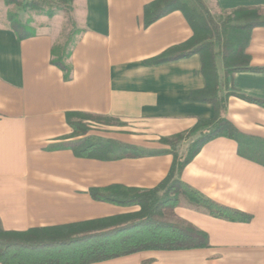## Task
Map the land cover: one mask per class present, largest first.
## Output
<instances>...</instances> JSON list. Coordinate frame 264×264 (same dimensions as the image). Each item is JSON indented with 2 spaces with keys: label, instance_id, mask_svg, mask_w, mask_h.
I'll list each match as a JSON object with an SVG mask.
<instances>
[{
  "label": "crops",
  "instance_id": "obj_1",
  "mask_svg": "<svg viewBox=\"0 0 264 264\" xmlns=\"http://www.w3.org/2000/svg\"><path fill=\"white\" fill-rule=\"evenodd\" d=\"M156 0H72L80 32L70 46V78L51 64L57 44L55 18L37 20L33 35L18 39L8 19L0 22V227L5 231L62 226L139 210L93 199L91 188L118 185L151 189L167 175L168 153L115 160L74 155L59 147L73 139L68 112L115 118L128 125L102 136L152 150L168 149L161 138L210 119V103L188 99L205 86L198 54L148 65L146 60L193 34L174 10L148 26L144 7ZM221 19L264 0H202ZM245 53L264 68V26L253 27ZM219 93L228 94L225 117L243 134L264 140V70L226 75L220 57ZM182 180L224 206L251 216L220 219L180 205L175 216L208 235L209 247L144 250L88 264H264V166L238 153L237 142L205 143L185 166Z\"/></svg>",
  "mask_w": 264,
  "mask_h": 264
},
{
  "label": "trees",
  "instance_id": "obj_2",
  "mask_svg": "<svg viewBox=\"0 0 264 264\" xmlns=\"http://www.w3.org/2000/svg\"><path fill=\"white\" fill-rule=\"evenodd\" d=\"M6 4H19V0H4ZM31 10H43L38 0L25 3ZM179 10L185 17L192 36L182 44L145 61L148 65L164 63L198 54L204 88L192 91L191 101L212 104L214 115L210 119H198L188 131L160 143L168 149L152 150L128 144L116 139L90 135L84 120L110 121L112 117L68 112L66 121L72 128L73 139L58 145L77 157L98 160H115L125 157H142L168 153L172 162L165 178L154 188L138 189L118 185L91 188L90 196L113 204L139 206L136 212L100 220H91L62 226L36 227L26 231H5L0 227V264H88L144 250H180L209 247L208 235L192 224L178 219L174 208L185 205L216 218L236 222H248L251 216L239 210L219 204L182 180L185 166L202 146L218 137L237 142L238 153L264 166V140L241 133L226 117L228 94L221 95L217 57H220L226 75L242 69L253 68L245 53L253 27L264 26V17L256 9H238L221 19H216L202 0H156L144 7V25ZM54 12L49 11L51 17ZM10 25L18 39L33 35L27 26L10 16ZM73 44V42H72ZM70 49L55 46L51 64L70 78L67 59ZM242 98L264 106L257 101ZM75 244H82L72 248Z\"/></svg>",
  "mask_w": 264,
  "mask_h": 264
},
{
  "label": "rangeland",
  "instance_id": "obj_3",
  "mask_svg": "<svg viewBox=\"0 0 264 264\" xmlns=\"http://www.w3.org/2000/svg\"><path fill=\"white\" fill-rule=\"evenodd\" d=\"M43 6V10H31L25 7L24 2L19 4H6L0 0V22L2 17H6L10 24V16L27 26L26 31H34L31 26L37 20L48 18L49 11L54 12L51 16L55 18L54 25L58 29V38L56 46H64L68 50L80 32L76 8L72 0H38ZM49 17V18H51ZM89 126V134L96 136H109L118 133L119 129H128V125L117 119L110 121L84 120ZM82 244H75L72 248H78Z\"/></svg>",
  "mask_w": 264,
  "mask_h": 264
},
{
  "label": "built area",
  "instance_id": "obj_4",
  "mask_svg": "<svg viewBox=\"0 0 264 264\" xmlns=\"http://www.w3.org/2000/svg\"><path fill=\"white\" fill-rule=\"evenodd\" d=\"M20 2H24V3H26V2H30V1H32V0H19Z\"/></svg>",
  "mask_w": 264,
  "mask_h": 264
}]
</instances>
